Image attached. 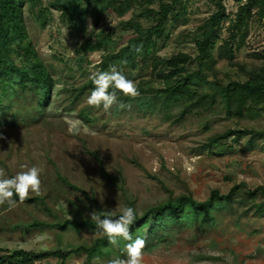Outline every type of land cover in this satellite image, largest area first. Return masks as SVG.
<instances>
[{"label":"rangeland","instance_id":"1","mask_svg":"<svg viewBox=\"0 0 264 264\" xmlns=\"http://www.w3.org/2000/svg\"><path fill=\"white\" fill-rule=\"evenodd\" d=\"M217 1L232 15L244 0H181L164 36L148 50L149 60L138 59L123 74L137 85L143 82L145 89L161 88L158 76L166 69L162 66L153 78L151 58H169L179 52L194 58L197 28L215 11ZM140 8L141 1L135 0L129 12L104 14L96 26L88 16L85 32H81L72 31L54 10L47 13L42 28L39 9L24 7L29 40L54 86L44 108L37 107L31 94L4 99L0 106V169L7 177L26 167L43 169L39 194L29 193L32 202L11 207L0 204V248L67 251L90 245L99 236L51 225L89 218L93 210L120 214L122 205L134 207L140 215L170 197L191 194L201 202L213 190L228 194L236 188L237 199H244L242 204L234 203L231 212L218 213L216 223L203 228L198 222L182 230L169 227L158 240L149 241L142 251V264H264V213H254L253 203L245 202L251 193H256V204L263 202L259 190L264 192V136L251 133L264 129L263 114L227 116L219 100L212 108L189 109L182 116L181 107L173 108L167 118L161 110L145 113L135 97L122 103L123 108L114 106L105 112L87 104L90 88L75 99L76 90L100 71L104 56L125 45L131 33L122 30L120 23ZM139 22L144 28L153 25L151 20ZM227 25L222 39L228 36ZM99 33L108 35L113 44L91 49L87 41ZM16 64L21 65L20 60ZM253 67H264V19L259 17L250 22L245 46L234 52L233 61L219 60L213 72L223 82L243 81L244 72ZM82 111L89 120L81 116ZM245 129L249 132L239 138L205 146L216 134ZM112 251L91 260L74 255L66 264H109L115 257L126 258L125 249L120 253L113 245ZM46 263L57 261L37 264Z\"/></svg>","mask_w":264,"mask_h":264},{"label":"trees","instance_id":"2","mask_svg":"<svg viewBox=\"0 0 264 264\" xmlns=\"http://www.w3.org/2000/svg\"><path fill=\"white\" fill-rule=\"evenodd\" d=\"M134 1L48 0L44 4L43 0H0V106L4 99L31 94L36 99L37 107L44 108L48 105L54 86L50 73L29 40L23 15L26 5L39 9L42 28H45L47 13L54 10L59 12L62 22L72 31L85 32L88 16L94 18L96 26L104 14L113 13L123 16L133 8ZM139 1H141L139 13L134 14L130 20L120 23L122 30L131 33L126 38L125 45L119 51L109 52L104 56L100 71H106L113 65L122 71L133 67L138 59L149 60L148 50L154 48L155 42L164 36L170 15L181 2V0ZM154 5H157V9H151ZM255 17L264 19V0L241 1L236 13L232 15L227 14L223 5L217 1L215 11L197 28L194 58L183 52L173 54L169 58L158 56L151 58L149 65L151 76L154 78L162 66L165 67L166 73L158 76L162 86L159 89L152 87L145 89L143 82L137 85L138 93L142 94L136 96L135 100L141 109L145 113L155 109L161 110L168 118L173 108L181 107L182 116L189 109L212 108L220 100L227 116L242 118L245 115H264V67H253L245 72L241 69L244 72L243 81L223 82L218 80L216 73L213 72L219 60L231 63L234 52L245 46L249 24ZM139 20H151L153 25L144 28ZM224 24H228L226 29L228 36L222 39ZM87 42L91 49H100L113 44L108 35L101 33ZM17 60H20L21 65L16 64ZM92 87L90 81L77 89L75 99ZM132 100V97L120 98L121 103ZM81 116L85 120L90 119L86 111H82ZM247 132H249L247 129L227 130L210 137L205 146L211 148L231 137L239 138ZM251 133L264 136V129ZM94 157L102 173H105L101 160L96 155ZM63 182L67 184L65 180ZM113 183L118 186L115 181ZM118 187L124 191L122 186ZM259 191L263 195L262 203L256 204V193L249 194L245 200L253 203L256 214L264 213V192L262 189ZM31 200L27 198L23 202L30 203ZM236 202L238 204L244 202V199H237L236 188L228 194H220L219 191L213 190L208 199L201 202L195 200L191 194L170 197L140 215L136 212V220L130 225L129 231L133 238L144 240L142 249L144 251L149 241L158 240L159 234L166 232L169 227L182 230L193 222H198L201 228L214 224L217 221V214L223 211L231 212ZM40 203L44 204L42 201ZM118 215L115 214L114 218ZM51 226L59 230L69 228L92 233L95 231V226L89 222V218L67 219ZM126 243L121 240L116 245L120 253L124 252ZM112 249L113 245L108 243L107 238L102 237L95 238L90 245L74 246L67 251L60 249L43 252L22 249L5 251L0 248V264H37L49 259L56 260L57 264H66L74 255H85L91 260L96 256L111 255Z\"/></svg>","mask_w":264,"mask_h":264},{"label":"clouds","instance_id":"3","mask_svg":"<svg viewBox=\"0 0 264 264\" xmlns=\"http://www.w3.org/2000/svg\"><path fill=\"white\" fill-rule=\"evenodd\" d=\"M90 78L93 87L87 97V104L105 112L114 106L123 108L121 97L131 98L139 94L136 82L126 77L115 65L106 71L94 72ZM42 171L43 169L37 166H31L7 177L4 170L0 169V204L11 207L26 200L29 193L38 195ZM136 217V209L126 205L120 207V214L115 218L112 210H93L90 213L89 222L94 224L96 236L107 238L108 243L114 246L121 240L127 242L126 258L115 257L109 264H142L144 240L133 238L129 231Z\"/></svg>","mask_w":264,"mask_h":264}]
</instances>
